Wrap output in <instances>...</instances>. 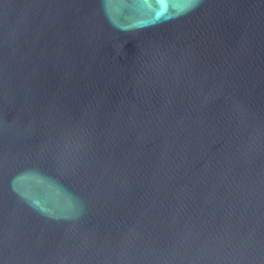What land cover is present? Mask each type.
<instances>
[{"label":"water","instance_id":"1","mask_svg":"<svg viewBox=\"0 0 264 264\" xmlns=\"http://www.w3.org/2000/svg\"><path fill=\"white\" fill-rule=\"evenodd\" d=\"M0 264H264V0H0Z\"/></svg>","mask_w":264,"mask_h":264}]
</instances>
